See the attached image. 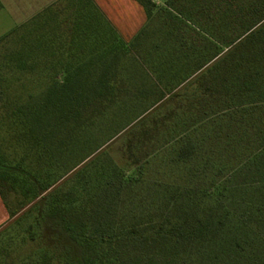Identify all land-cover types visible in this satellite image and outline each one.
Segmentation results:
<instances>
[{"label":"trees","instance_id":"1","mask_svg":"<svg viewBox=\"0 0 264 264\" xmlns=\"http://www.w3.org/2000/svg\"><path fill=\"white\" fill-rule=\"evenodd\" d=\"M136 1L147 24L130 42L93 0H58L0 37V196L9 213L0 264H264V0H193L191 14H168L173 29L149 47L156 5ZM168 100L186 117L169 145L183 160L208 154L195 175L214 179L195 186L191 210L173 190L165 210L117 215L131 180L106 147ZM234 135L254 149L221 179L220 154L202 146ZM234 177L251 196L236 215L216 217L208 201ZM24 213L56 221L81 255L12 258L14 243L34 240L33 226L20 233Z\"/></svg>","mask_w":264,"mask_h":264},{"label":"rangeland","instance_id":"2","mask_svg":"<svg viewBox=\"0 0 264 264\" xmlns=\"http://www.w3.org/2000/svg\"><path fill=\"white\" fill-rule=\"evenodd\" d=\"M152 2L156 7L153 10L154 17L146 31L148 33L144 41L146 47L161 41L165 34L173 29L171 22L169 24V13L175 14L180 9L184 13L191 14L193 0H154ZM16 4L18 3H9L0 11V37L43 9L30 6L16 8L18 6ZM180 106L179 100H168L157 115L121 134L106 147V153L112 161L126 172L127 178L131 180L129 186L123 190L117 215L132 218V215L141 212L153 213L160 209L165 210L164 201L171 197L175 199L173 190L182 195L181 202L184 203V208L191 210L195 206L193 204L195 203V186L205 187L214 179L212 174L201 177L195 175L197 169L202 168L204 158H207L208 154L204 157L201 153L196 158L194 155L189 160H183L179 158L178 146L169 145L172 138L176 137L174 135L184 132L183 121L186 117ZM234 136L233 141L229 140L231 142L229 145L225 141L222 144H213L210 136L202 146L205 149L214 147L213 150H217V154L221 155L216 157L217 161L221 160L220 164L225 166L221 179L228 180L231 170L241 165V161L254 149V146L247 144L245 140L242 142L239 135ZM3 147L8 148L7 144ZM10 153L11 151H8L7 154L10 155ZM223 182L228 188L222 187L220 192L214 194L208 201L207 208L211 209L216 217L227 215L231 217L241 211L243 198L251 195L235 189V186L241 185L242 177H234ZM24 216L20 221V233L33 226L30 230L33 232L34 240L27 241L26 249L19 247V242L14 243V249L11 250L12 258L39 249H63L68 250L74 257L81 255L80 249L64 236L56 221L41 218L35 220V217L26 213ZM234 236V233H229L225 239L232 240Z\"/></svg>","mask_w":264,"mask_h":264},{"label":"crops","instance_id":"3","mask_svg":"<svg viewBox=\"0 0 264 264\" xmlns=\"http://www.w3.org/2000/svg\"><path fill=\"white\" fill-rule=\"evenodd\" d=\"M3 9L9 3H18L16 8L27 6L44 10L58 0H0ZM107 20L125 42H130L147 24L145 9L136 0H93ZM9 2V3H8ZM2 9V10H3ZM1 10V11H2ZM38 11L36 14L41 12ZM34 14L33 16H35ZM32 16V17H33ZM18 26V25H17ZM16 27V26H15ZM9 222V213L0 196V229Z\"/></svg>","mask_w":264,"mask_h":264},{"label":"built area","instance_id":"4","mask_svg":"<svg viewBox=\"0 0 264 264\" xmlns=\"http://www.w3.org/2000/svg\"><path fill=\"white\" fill-rule=\"evenodd\" d=\"M152 1H154V0H152Z\"/></svg>","mask_w":264,"mask_h":264}]
</instances>
